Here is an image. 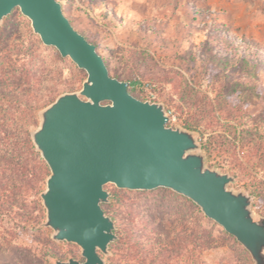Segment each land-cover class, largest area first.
<instances>
[{
    "label": "rangeland",
    "instance_id": "obj_1",
    "mask_svg": "<svg viewBox=\"0 0 264 264\" xmlns=\"http://www.w3.org/2000/svg\"><path fill=\"white\" fill-rule=\"evenodd\" d=\"M59 1L72 24L97 45L114 71L121 77L133 71L135 84L130 88L137 97L165 103L169 124H193L202 142L214 133L217 119L226 122L237 117L246 123L244 127H255L264 138V0ZM0 25L14 31L12 39L21 35L26 41L32 28L19 9ZM222 34L230 38L232 45L221 41ZM211 35L218 39L209 40ZM208 41L218 55L234 57V49L249 57L256 55L260 61L258 99L237 94L226 98L233 91V81L244 80V72L229 68L227 77L220 69L212 71L203 59ZM41 55L47 72L38 87L39 95L49 100L63 90L81 88L86 78L83 69L69 58L60 59L53 48ZM35 120L33 129L39 116ZM262 154L264 142L254 157L250 158L248 152L238 158L224 154L217 158L223 167L215 160L208 162L236 176L231 186L250 192L246 187L249 184L262 192ZM234 164L237 174L230 170ZM106 188L111 198L105 206L115 217L121 235L110 248L111 254L106 257L109 262L150 264L156 257V264H254L239 242L197 208L193 210L176 192L120 189L113 184ZM24 197L28 208L22 212L27 213L33 197ZM253 209L264 214L260 195H254ZM32 215L31 220H25L18 213L0 214V264H54L47 254L50 250L61 259L83 258L78 245L52 239V229L42 225L46 220L43 205ZM149 216L154 217L153 221L147 220ZM171 221L177 224L183 238L172 230ZM192 231L193 243L189 237ZM207 240L212 242L210 246Z\"/></svg>",
    "mask_w": 264,
    "mask_h": 264
},
{
    "label": "water",
    "instance_id": "obj_2",
    "mask_svg": "<svg viewBox=\"0 0 264 264\" xmlns=\"http://www.w3.org/2000/svg\"><path fill=\"white\" fill-rule=\"evenodd\" d=\"M15 9L30 20L43 44L57 49L86 72L82 86L64 91L38 112L31 130L50 173L41 192L43 226L54 241L80 247L82 259L54 264H112L116 222L103 204L106 185L120 189L169 188L196 203L264 264V214L254 195L208 162L197 130L169 124L165 103L131 93L129 82L111 75L97 45L78 30L59 0H0V24Z\"/></svg>",
    "mask_w": 264,
    "mask_h": 264
},
{
    "label": "trees",
    "instance_id": "obj_3",
    "mask_svg": "<svg viewBox=\"0 0 264 264\" xmlns=\"http://www.w3.org/2000/svg\"><path fill=\"white\" fill-rule=\"evenodd\" d=\"M0 28V214L13 215L18 213L21 218L31 220L33 218L32 211L37 210L43 205L41 192L46 186V179L50 173L47 163L42 158L40 152L36 150L30 134L33 125L36 124L35 119L38 116L39 110L54 100H47L46 95H39L37 93L38 87L42 84L45 77V72H47V67L44 65L41 53L48 49L53 48L56 51L57 49L43 44L40 37L33 32L32 28L27 41L21 35L12 39L14 31L6 27L2 28L1 25ZM220 37L224 44L232 45V41L226 34H222ZM209 38V40L218 39L216 35H211ZM208 42L207 53H205L203 59L212 71L215 70L216 73L220 69L223 73L225 72L227 77H230V74H228L229 68H238L244 72V80H234L233 91L226 98L230 99L233 94H237L239 97L258 99L260 97L259 89H261V86L256 81V78L260 72V61L257 60L256 55L253 53L249 57L238 53L236 49L232 52L234 57H229L226 54L218 55L214 52L211 41ZM57 55L60 59L67 58L62 57L58 51ZM104 59L111 75L122 80H127L129 82V90L134 94V91L130 88L131 85L135 84L133 71L123 73L124 75L121 77L116 70L114 71L111 68V63L108 59L105 57ZM112 71H114V74ZM68 90L74 89H66L62 92ZM215 124L216 129H214V133L202 141L210 164L212 160H215L218 166L223 167V162L220 159L217 161V158H223L224 154L238 158V155L240 156L243 152H248V156L251 158L256 155V152L261 151L264 138L255 127H244L246 123L237 117L228 118L226 122L217 119ZM185 125L190 129L197 128L191 123ZM241 126L242 129L240 128ZM201 134L203 133L201 132ZM261 157L264 159L263 154ZM236 168L237 165L234 164L230 170H233L237 174L235 172V170L237 171ZM246 187L249 188L252 194L255 196L260 195L264 199V193H262L264 190L258 192L256 189L250 187L249 184H246ZM156 189L175 192L165 187ZM25 194L33 197L30 211H27V213L22 212L28 208L25 201L26 197H24ZM177 194L188 201L193 210L197 208L202 212L200 207L191 199L179 193ZM106 204L104 203L103 206L109 214L105 206ZM203 215L209 221H213L204 213ZM113 218L115 220L114 216ZM153 219V216H149L147 220L153 221ZM169 223L172 230L177 233V236L180 239L183 238L181 232L178 233L179 227L177 224L174 221ZM115 232L118 234V240L121 235L119 234V227L117 225ZM224 232L228 236L233 237L225 230ZM165 234L168 237V232H165ZM194 236L192 231L189 236L192 243ZM178 237L174 238L175 242L178 241ZM233 239L238 242L235 237ZM50 242L52 241L50 240ZM205 242L209 246L212 244L210 240ZM113 243H111L110 248ZM166 251L168 252V250ZM47 254L52 262L58 259L56 254L51 250ZM149 262L150 264H156L158 258L155 257ZM111 263L117 264L116 262Z\"/></svg>",
    "mask_w": 264,
    "mask_h": 264
}]
</instances>
